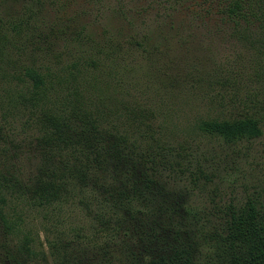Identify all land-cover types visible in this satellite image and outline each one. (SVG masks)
Here are the masks:
<instances>
[{
    "label": "trees",
    "instance_id": "1",
    "mask_svg": "<svg viewBox=\"0 0 264 264\" xmlns=\"http://www.w3.org/2000/svg\"><path fill=\"white\" fill-rule=\"evenodd\" d=\"M77 1L38 0L37 12L30 4L14 22L0 18V71L11 77L7 99L12 112L27 118L35 157L28 173L18 168L27 143H16L11 127L8 133L0 126L9 146L1 147L7 150L0 166V264H206L213 257L220 264H264V199L216 205L214 216H202L194 197L215 175L191 154L188 137L173 139L161 108L139 101L131 89L123 93L127 76L138 72L132 63L142 68L166 59L168 71L154 72L164 76L165 88L198 79L215 92H207L204 115L187 128L193 135L229 144L262 137L264 0H214L220 2L215 25L258 52L244 71L213 64L196 73L185 59L199 53L198 35L184 21L148 22L145 9L122 0ZM161 3L162 13L171 11L168 1ZM205 3L191 19L207 21ZM48 7L52 18L39 16ZM134 53L142 58L131 61ZM247 70L256 83L243 89ZM107 94L109 101L97 105ZM73 202L88 225L46 236L44 252L24 213L37 210L45 221L59 222L63 206Z\"/></svg>",
    "mask_w": 264,
    "mask_h": 264
},
{
    "label": "rangeland",
    "instance_id": "2",
    "mask_svg": "<svg viewBox=\"0 0 264 264\" xmlns=\"http://www.w3.org/2000/svg\"><path fill=\"white\" fill-rule=\"evenodd\" d=\"M40 1L49 3L52 0ZM112 1L114 3L117 2V0ZM122 1L134 9H145L148 22H154L156 20V23L159 22L162 24L164 21L173 19L176 24H179L184 21L188 28L195 31V34L198 35L196 41L199 45V53L187 56L185 59L186 65H188L187 67L192 68L194 73L204 70V68L208 69L213 64H231L241 69L245 66L251 67V64L246 62V59L250 57L251 60V56L256 54L255 52H258L256 49H250L248 46L232 38L229 35L230 29L227 26L221 24L215 25L214 19L218 18V5L220 2L215 3L214 0H209L208 3H205L203 0H166L168 1L167 5H172V9L171 11L162 13L163 7L161 2L165 0ZM77 2L81 3V5L87 4V0H78ZM199 3H205L204 7L210 10L206 18L207 21L193 20L190 17L193 10L203 6L199 5ZM30 4H33L32 7H34L33 9L36 12L39 11L38 0H0V18L14 22L19 18V14L23 16L26 7ZM214 6L215 9L212 10ZM43 9L44 12L42 15L38 13L39 16L49 19L52 16L51 7ZM169 12L171 13V17H168L169 15L166 16ZM200 44L203 45V48H200ZM139 56L141 57L142 54L134 53L131 61ZM161 61H166V59H162ZM161 61L158 65L148 64L146 61V66L143 64L142 68L139 67L137 62L132 63L135 69H138V72L132 71L127 76L123 93L126 95V89H131L130 92L135 94L139 101L149 105H157L161 108L162 117L167 124V131L173 139L176 137L180 142H184L186 137H188L189 144L192 145L191 154L203 162L204 168L209 173L212 172L215 175L214 183L204 189H200L201 194L194 197V204L197 210L201 212L202 216L211 217L219 210L215 209L216 205L224 206L236 202L245 203L250 198L264 199V134L256 140L244 141L237 144H229L223 140L215 141L193 135L191 130L189 131L187 128L191 126L196 117L204 115L202 113L206 108L203 104L209 101L207 99L208 93L212 95L215 92H211L204 83L196 84L198 79H191L189 84L192 83V85H188L187 88L180 89L172 88L171 86L165 88L163 86L165 82L164 76L159 75L161 81H158L160 80L159 77L157 78L154 75V72L162 73L168 71V69L162 66ZM3 62L8 63L12 70L18 68L11 61L5 60ZM159 68H161V71L157 72L156 70ZM250 71L247 70V73L243 72L244 76L240 80L243 89L252 87L256 83L253 76L250 78L247 76ZM2 72L0 71V126H3L6 131L8 127H11L12 137L15 138L14 141L16 143L21 141L27 143L21 144L22 149H20V155L22 157L16 162V166L23 169L25 173H28L35 165V157L31 156L32 152L28 149L31 145L28 144L29 139L27 137L29 136L30 138L31 136V134L29 135L31 127L27 124L25 125V119L27 118L18 116L14 111L12 112L10 110L11 106L5 90L8 89L6 87V80L11 79V77L4 76ZM215 87L219 89L218 86ZM111 92L115 95L118 94V90L115 89H111ZM110 97V94L105 95V97H100L97 100V105L103 100L107 103ZM241 113H243L241 109L234 112L235 115ZM6 115L7 121L4 119ZM5 143V138L0 140V166L5 164L3 154L4 150H7H1L3 149L1 147L3 145L4 148H9L8 144L6 145ZM10 147L12 148L13 146ZM59 213L61 214L59 222H57V218H54L53 223L51 221H45L42 214L38 213L37 210L24 213L27 228L32 231L38 246L40 245L41 247V243L45 245L44 252L46 253L48 252L47 244L45 243L46 236L51 238L56 237L58 231L59 233H64V228L67 231L70 228H74V230L81 229L82 226L88 225L89 222L85 211L77 202L66 204L63 206L62 212ZM69 237H73L72 233ZM207 260L210 263H206L207 261H204V263L220 264L216 257H213V260Z\"/></svg>",
    "mask_w": 264,
    "mask_h": 264
}]
</instances>
